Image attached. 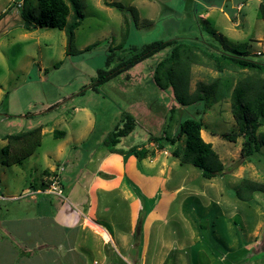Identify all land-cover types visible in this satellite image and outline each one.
Wrapping results in <instances>:
<instances>
[{"label": "rangeland", "instance_id": "1", "mask_svg": "<svg viewBox=\"0 0 264 264\" xmlns=\"http://www.w3.org/2000/svg\"><path fill=\"white\" fill-rule=\"evenodd\" d=\"M103 1L66 0L83 14L67 41L64 30L22 28L21 1L0 0V236L8 240L6 230L27 236L38 230L44 237L45 229L33 217L36 189L46 188L41 186L43 177L52 181L43 170L62 177L64 196L68 188L73 197L83 196L96 158L106 151L102 139L129 114L135 128L116 147L148 150L142 165L131 154L123 157L134 192L144 193L146 264L160 258L164 264H264V192L245 200L235 194L242 179L264 188V147L242 157L241 136L230 142L219 135L237 128L230 108L233 87L246 79H264V73L230 67L218 71L212 65L222 52L246 53L264 62V19L258 16L264 0H109L123 5L124 12ZM72 12L70 6L68 20ZM170 39V45L92 88L98 68H113L135 53L133 48ZM109 46L113 57L106 67ZM168 57L170 78L164 70L155 76L157 63ZM188 117L203 123L201 136L222 161V175L207 179L198 168L181 162L183 135L174 143L162 140V149L149 139L175 138L179 123ZM39 125L41 141L33 154L4 164V135ZM54 130L64 131L63 137H55ZM260 131L264 124L256 134ZM80 164L84 171L75 182ZM143 174L144 185L136 180ZM154 174H161L165 190L174 191L170 204L171 195L157 186ZM154 202L162 209H152ZM168 205L165 218L153 220L147 231L146 221L162 215ZM98 207L113 236L128 227L126 205L113 193H99ZM76 235V241L90 246L84 251L87 264L99 261L93 239L79 231ZM16 241L18 248L24 246Z\"/></svg>", "mask_w": 264, "mask_h": 264}, {"label": "trees", "instance_id": "2", "mask_svg": "<svg viewBox=\"0 0 264 264\" xmlns=\"http://www.w3.org/2000/svg\"><path fill=\"white\" fill-rule=\"evenodd\" d=\"M21 1L20 20L22 28L26 30H32L34 28H57L64 30L67 36V41H70L73 37L74 29L80 24L83 14L78 10L74 2L68 4L66 0H34L31 3L30 0ZM105 5L116 7L118 10L124 12L126 9L123 5L112 2L109 0L103 1ZM33 4V5H31ZM70 6L73 9L71 19L68 20L67 16L70 12ZM258 16L264 19V4L259 3ZM125 24H127L125 22ZM128 35V25H126L123 39L125 40ZM172 40H155L147 44L142 45L140 48H133L135 53L126 59L121 60L118 64L110 69L98 68L96 71L95 81L92 88L95 89L97 85L102 84L109 78L116 76L122 71L128 69L132 65L138 63L144 58L151 56L158 50L170 45ZM89 45L86 47V49ZM106 55L105 66L109 65L110 60L113 57L112 48L109 46ZM208 55L209 58H213V55ZM213 56V57H212ZM170 58H165L157 63L154 71V75L158 76L161 70H164L166 78H170L171 70L167 67ZM224 61V62H223ZM213 67L218 71L223 70L226 67L257 70L259 73H264V62L256 60L253 57L236 53H221L213 58ZM182 100V98H180ZM231 114L236 124V130L231 132H222L220 137L230 142H235L236 139L241 136L243 138L241 145V156L248 157L253 154L259 146L264 147V131H258V128L264 124V79H260L257 82L247 81L238 82L233 87L230 97ZM135 128V121L132 116L125 114L121 119V123L117 124L109 133L102 139L101 143L110 153H118L122 156L131 154L135 158L141 160L147 156L148 150L146 147H138L136 145L129 146L127 149L117 148L116 144L120 141V138L127 135ZM203 123L194 118L188 117L179 123L178 134L174 137H150L152 141H158L159 148L162 149L161 141H169L174 143L181 135L185 138L184 150L181 156V162L191 164L198 168L202 176L209 179L217 175H222L225 171V167L222 161L219 159L218 154L212 148L210 142H207L201 136L203 129ZM41 129L42 126L31 128L29 130L19 132L16 134L4 135L6 144L1 147V153L3 155V163L6 165H12L21 162L24 158L30 156L35 149L40 145L41 141ZM53 135L55 137H63L64 131L54 130ZM173 156H177L173 151ZM103 178H109L111 175L98 172ZM263 191L264 188L260 185H256L248 179H242L241 184L236 188L235 194L238 198L245 200L251 199L253 193ZM141 200L142 207L138 212L136 225L133 233V239L135 240V247L138 248V241H140L141 224L147 209H144V197L138 193Z\"/></svg>", "mask_w": 264, "mask_h": 264}, {"label": "crops", "instance_id": "3", "mask_svg": "<svg viewBox=\"0 0 264 264\" xmlns=\"http://www.w3.org/2000/svg\"><path fill=\"white\" fill-rule=\"evenodd\" d=\"M88 155L87 153V157ZM123 157L121 154L110 153L106 150L105 153L96 158L97 164L83 190L85 196L82 194L83 196L75 198L73 197L74 191L71 192L69 188L67 196L63 194V196H58L47 192L46 190L49 189L52 181L49 182L46 176V178L43 177L41 186L46 188L36 189L35 193L38 196L35 197L33 217L40 220V229L42 231L45 229L47 234L41 237V232L34 230L33 236H27L19 234L21 232L18 230H13L11 232L15 235H12L10 231L6 230L8 234L6 236L10 240L4 237L5 234L0 236V245L4 244L0 248V264H10L12 262L16 264H87L84 251L90 246H83L78 240L76 241L78 231L83 232V238L91 237L95 242L94 247L97 248L100 260H93L92 264H121L119 258L124 264H146L149 236L147 233V237L144 239L143 219L138 248L134 247L133 233L136 218L142 204L138 194L134 192L131 186L134 179L131 177L126 163L123 162ZM143 162L144 158L141 159V165ZM82 166L81 164L77 166L75 176L73 177L75 182H79L82 178L81 175L84 171L82 170ZM45 170H43V173L48 175V179L52 180L53 176H50L52 175V169ZM99 171L109 174L111 177L103 178L98 174ZM160 176L161 174H154L153 178L157 186L164 189L162 181L165 183V180ZM136 180L138 183L144 185V174ZM59 181L61 182L60 188L62 191H65L61 176ZM165 191L168 192L169 196L171 195L170 200H168L170 204L175 197L173 195L174 191ZM99 193H113L116 199L118 197L126 205L128 227L122 228V230L117 232L116 236H113V232L109 231L104 226L102 219H100L98 207ZM139 194H142L144 197L143 192L139 191ZM152 194L153 192L151 191L148 196ZM158 204V202H154L151 205L152 209L157 211ZM158 207L162 209V206L159 205ZM166 208L164 211H161L162 215H155L146 221L147 231H149L153 220L165 218L169 205ZM105 209L107 208L104 207ZM14 237L24 242L22 248H18L20 244L18 245ZM122 252L127 257L123 256ZM156 264H164V259H158Z\"/></svg>", "mask_w": 264, "mask_h": 264}, {"label": "built area", "instance_id": "4", "mask_svg": "<svg viewBox=\"0 0 264 264\" xmlns=\"http://www.w3.org/2000/svg\"><path fill=\"white\" fill-rule=\"evenodd\" d=\"M238 8H239V5H238ZM47 192H51V193H54L58 196H62V189L60 188L59 186V179H58V176L54 175L52 177V182L50 184V187L49 189L46 190Z\"/></svg>", "mask_w": 264, "mask_h": 264}]
</instances>
